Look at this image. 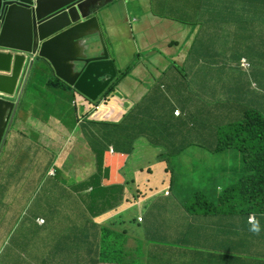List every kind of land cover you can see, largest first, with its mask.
<instances>
[{"label":"crops","instance_id":"1","mask_svg":"<svg viewBox=\"0 0 264 264\" xmlns=\"http://www.w3.org/2000/svg\"><path fill=\"white\" fill-rule=\"evenodd\" d=\"M103 3L97 17L118 77L128 65H134L105 102L91 111L84 99L65 84L56 89L46 86L55 76L45 61L38 63L36 74L31 72L22 106L16 110L0 151V264H10L15 257L13 253L10 256V235L19 225L24 231L37 232V247L46 248L36 256L44 259H35L36 263L49 260L72 264L75 256L80 257L81 264L100 262L106 246L101 233L111 229L126 235L104 260L123 255L125 264H264V217L259 222L256 216L260 231L251 232L253 222L234 212L230 203L220 213L205 216L207 225L212 226L208 232L200 225L193 226L176 201L189 197L176 196L182 192L184 181L192 183L194 191L203 190V183H219L223 189L206 193L216 201L217 195L247 172L236 166L239 154L245 156L236 147L217 154L205 151L215 149L220 125L243 121L247 103L251 108L264 109V64L260 58L264 57V0H236L242 9L236 14L230 8L233 0ZM188 7L193 9L186 14ZM187 20L192 24L184 22ZM249 54L254 58L251 70L246 72L240 68L239 59H249ZM154 85L163 86L160 96L170 102L162 119L167 122L169 111H183L184 104L194 116L196 127L191 136L182 141L185 136L178 135L175 147L186 149L190 141L195 146L171 159L169 170L157 156L162 148L149 146L145 139L135 143L133 154L125 162L117 159L114 169L120 176L122 171V176L118 175L121 181H134V186H124L123 197L133 200L140 191L137 204L126 201L122 208L120 204L119 209L100 214L86 208L79 211L71 203L62 202L63 197L67 199L63 188L70 192L65 184L89 185L96 174V163L81 127L88 121L118 122ZM218 105L231 112L216 114ZM100 156L104 164L113 158L109 154ZM50 172L54 176H49ZM170 184L173 195L171 191L170 198H166L164 192ZM78 193L89 202V191ZM227 205L223 202L220 206ZM237 208L244 209L240 204ZM174 213L178 214L176 218ZM141 214L142 232L136 223ZM39 219L44 221L43 226L35 223ZM74 225L80 227V239L70 231ZM150 230L151 235L162 236L151 238ZM210 232L209 241L200 242V237ZM172 234L175 237H169ZM176 243L182 244L180 248H175ZM193 244L208 248L188 247ZM24 245L34 248V244ZM78 245L81 252L74 255L70 251Z\"/></svg>","mask_w":264,"mask_h":264},{"label":"trees","instance_id":"2","mask_svg":"<svg viewBox=\"0 0 264 264\" xmlns=\"http://www.w3.org/2000/svg\"><path fill=\"white\" fill-rule=\"evenodd\" d=\"M264 6V5H263ZM233 11L232 14L241 12V7L237 6L236 0H233V6L230 7ZM263 8V7H262ZM186 23H192V21H184ZM239 59V66L240 60ZM235 63V62H234ZM134 63L128 65L124 71L120 74L111 86L106 91L105 95L108 92L112 91L114 87L120 82L124 76L129 73L133 67ZM241 68V66H240ZM46 85L51 88L62 87L61 82L58 79L54 81L50 80ZM222 102V101H218ZM170 102L165 100L160 96V91L158 88L150 89L147 93V96L138 103L119 123H87L82 127V136L88 149L96 155L97 164L99 166V172L94 176L89 186L92 188V192L89 198L101 197L103 195L104 199L108 196L114 194L121 187L120 185V175L117 174L114 169L116 164V159L106 160V164L102 165V156L108 154L109 148H112L115 152V156L119 157L120 155L130 156L133 152V144L139 138V136H147L149 143L152 145H167L170 146L168 149V154L171 157H177L185 151V149H178L175 145L179 141L178 135L185 136L182 141H186L191 136V132L196 127V122L194 116L191 114L190 110L187 108V104H184V110L182 111V117L176 118L174 116V110L169 111L168 121L166 122V129L162 132L159 130L153 123H157V118L153 116V113H158L160 118L162 114L167 112ZM222 104V103H218ZM246 111L243 112V121L236 125H229L226 128L221 129L220 138L217 142V145L212 152H220L232 145L237 149H240L244 152L245 159L248 160L251 173L246 178V182H236L234 185L227 189L228 192H235V196L222 197V200L228 201L227 206H219V204H212L207 197L203 195H196V197L189 202L186 206L185 211L188 213V217L191 220L193 225H200L199 228H205L209 232L212 226H208V221L205 220V216H209L210 213H220L225 210L231 203L234 212L242 213L244 216L248 217L252 213L258 215V219L264 217V109L257 110L255 108L249 107L247 103L244 106ZM228 107L218 105L216 113L224 114L225 112H231ZM150 113L149 118L146 117V114ZM162 121H166L165 118H161ZM190 143H194L190 141ZM210 152V151H209ZM161 159H166V157H161ZM123 162V159H122ZM105 163V162H104ZM120 177H119V176ZM122 175V171H121ZM61 184L58 181V185ZM132 184V182H130ZM71 188V186H69ZM82 190V186H81ZM67 195V203L69 205L70 195L69 192L63 191ZM233 195V194H231ZM237 200L241 207L236 209ZM61 201H65L64 197ZM72 206L78 208L79 211L82 208L81 200L78 198L71 199ZM92 203L96 201L91 200ZM112 200H108L106 205L109 206ZM92 203L89 205V208H92ZM203 218V219H201ZM259 222L262 219L258 220ZM211 225V224H209ZM213 226H219V224H213ZM222 227H227L225 224H221ZM252 228V226H251ZM237 230V229H232ZM73 232V229L70 230ZM251 231V229H250ZM78 233H75L74 238L81 237L80 228L77 229ZM252 232V231H251ZM65 233V232H64ZM212 232L204 234L200 237V242L206 244L209 240ZM13 236H11L12 238ZM120 235L115 232H105L102 235V239L105 242L110 240H115L119 238ZM80 242V241H79ZM70 252L74 255L80 254L81 248L80 245L75 246ZM188 247L192 249L208 248L203 245H189ZM88 249H91L90 246H87ZM212 253V252H208ZM100 262L95 264L105 263L103 260V252L100 254ZM72 264H81L79 262L80 257H73ZM111 262V261H109ZM40 264H52L50 261L43 262Z\"/></svg>","mask_w":264,"mask_h":264},{"label":"water","instance_id":"3","mask_svg":"<svg viewBox=\"0 0 264 264\" xmlns=\"http://www.w3.org/2000/svg\"><path fill=\"white\" fill-rule=\"evenodd\" d=\"M104 4L0 0V95L11 97L19 90L23 69L30 72L37 55L57 78L88 100H97L116 76L97 17ZM18 102L0 99V150Z\"/></svg>","mask_w":264,"mask_h":264},{"label":"clouds","instance_id":"4","mask_svg":"<svg viewBox=\"0 0 264 264\" xmlns=\"http://www.w3.org/2000/svg\"><path fill=\"white\" fill-rule=\"evenodd\" d=\"M188 24H192V23H188ZM102 38H103V36H102ZM103 41H104V39H103ZM104 44H105V42H104ZM105 46H106V44H105ZM107 48V47H106ZM107 51H108V49H107ZM108 55H109V52H108ZM35 59V64H34V67H33V69L35 68V65L37 64V62L39 63V62H41V61H45V63L47 64V61L46 60H44V59H40L39 57H37V55L35 56L34 55V58L31 60V62L33 61ZM111 60V59H110ZM112 61V60H111ZM38 65V64H37ZM49 65V64H48ZM50 66V65H49ZM240 66H241V68L244 70V71H246V72H249L250 70H251V68H252V62L248 59V58H246V57H243L241 60H240ZM115 67V66H114ZM51 68V67H50ZM32 69V70H33ZM52 69V68H51ZM32 70L29 72V67H28V69L26 70L25 68L23 69V72H22V76L24 75V77H23V80L21 81V83H20V88H19V90L18 91H15V93H14V95L13 96H11V97H5L4 95H0V99H6V100H9V101H11L12 103H16L17 101H18V99H19V102H18V106H17V108L19 107V104H20V100H21V97H22V95H23V92H24V90H25V88H26V85H27V82H28V79H29V77H30V75H31V72H32ZM116 70V69H115ZM29 72V73H28ZM25 73V74H24ZM118 74L119 73H117L116 72V76H115V78L113 79V81L108 85V87L106 88V90L98 97V99L97 100H95V101H90V100H88L87 98H85V97H83L81 94H79L77 91H75L72 87H70L69 85H67V84H65L63 81H61L59 78H57L56 76H55V74H54V76H55V78H54V80L55 79H58L60 82H61V84H62V87L64 86V84H65V87H68V88H71L72 90H74L75 91V93L78 95V97H80V98H82V99H84V102L86 103V104H88L89 106H90V108H89V110L91 111V110H93V109H96L97 108V106H99V104L100 103H102V102H105V100H106V98L108 97V95L109 94H111L113 91H114V89H115V87L117 86H115L114 87V89L112 90V91H110V92H108V94H106L105 95V93H106V91L108 90V88L111 86V84L117 79V77H118ZM120 76V75H119ZM119 78V77H118ZM52 79V78H51ZM54 80H52V81H54ZM122 80V79H121ZM50 81V80H49ZM47 86V85H46ZM49 88H51L50 86H48ZM62 87H60V86H58V88H62ZM57 88V87H56ZM56 88H53V89H56ZM153 88H158V90L160 91V89L161 90H163V86H157V85H154L153 86ZM153 88H151V89H153ZM146 96V95H145ZM144 96V97H145ZM144 97L140 100V102L144 99ZM139 102V103H140ZM137 104H135V105H133V107H135ZM75 106H76V104H75ZM133 107H130L126 112H125V114H123V117L121 118V119H119L118 120V122H105V121H101V122H96V121H88L87 123H119L125 116H126V114L127 113H129V111L130 110H132L133 109ZM17 110V109H16ZM217 111V110H216ZM17 112V111H16ZM15 112V113H16ZM174 116L176 117V118H178V117H180L181 115H182V111L181 110H179V109H174ZM216 114H220V113H216ZM225 114H227L226 112L224 113V114H220V115H225ZM149 115H150V113H147L146 114V117L147 118H149ZM15 116V115H14ZM83 116H85L84 114H83ZM153 116L155 117V118H157L158 120H157V123H153V126L155 125L159 130H161L162 132L166 129V125L165 124H167L166 123V121L164 122V121H162L161 120V118H160V116L158 115V114H156V113H153ZM14 119V118H13ZM242 122V121H241ZM241 122H238V123H235V124H223V125H220L219 127H218V130H219V138H220V134H221V129L222 128H226V127H228L229 125H236V124H239V123H241ZM86 123V124H87ZM12 124H13V121H12ZM12 124H11V126H12ZM84 126V125H83ZM82 126V127H83ZM82 127H81V132H82ZM10 130H11V127H10ZM10 132V131H9ZM8 132V133H9ZM8 135V134H7ZM7 137V136H6ZM219 138H218V140H219ZM6 139V138H5ZM139 139H145L146 141H147V143H148V145L149 146H151V147H153V148H162L161 150H158V159L160 160V162H163V163H167V168H166V170H169V162H171V159H173V158H176V157H171V155L170 154H168V152H167V150L169 149H171L170 148V146H167V145H152V144H150L149 143V139H148V137L147 136H143V135H141V136H139V138L134 142V144H133V151H134V146H135V143L139 140ZM84 140V139H83ZM5 141V140H4ZM85 142V141H84ZM4 143V142H3ZM2 146H3V144H2ZM192 146H195V144H193V143H190V145L185 149V151L183 152V153H181L179 156H181V155H183L186 151H188L189 150V148L190 147H192ZM231 147H234V146H232V145H229V147H227L226 149H224L223 151H220V152H225L228 148H231ZM2 149V148H1ZM238 150H240V149H238ZM1 151V150H0ZM212 151H214V150H210V152L209 151H205L206 153H213V154H217V153H219V152H212ZM241 151V150H240ZM91 152V151H90ZM243 152V151H242ZM92 153V152H91ZM244 153V152H243ZM108 154L109 155H111V156H113V158H115L116 160L117 159H120L121 161H122V159H123V161L126 159V158H129L132 154H133V152H132V154L130 155V156H124V155H120L119 157H116L115 156V152L113 151V149L112 148H109V150H108ZM92 155H93V157H94V160H95V163H96V174L94 175V176H96L97 174H98V172H99V166H98V164H97V157H96V155L95 154H93L92 153ZM179 156H177V157H179ZM161 157H166V159H161ZM112 158V159H113ZM110 159V158H109ZM244 159H245V156H244ZM125 162V161H124ZM102 165H104V163L102 162ZM124 165V164H123ZM244 165H245V170L247 171L246 172V174H244L243 176H241L240 178H239V180L238 181H236V182H239V181H241V182H246L247 180H246V178H247V176L249 175V173H251L252 172V170L251 169H249L250 168V164H248V160L247 159H245L244 160ZM123 167V166H122ZM121 167V168H122ZM171 167H172V165H171ZM120 168V169H121ZM119 169V170H120ZM123 169V168H122ZM49 176H54V174L52 173V172H50V174H49ZM122 176V175H121ZM130 182H132V184H130ZM188 185H189V187H190V189H191V192H190V194H189V197H187V198H185V199H176V201H177V207L179 208V209H181L186 215H188V213L185 211V209H186V206L189 204V202L191 201L190 199L191 198H195L196 197V195H203V196H205V197H207L208 198V200H210V203H212V204H214V205H216V204H219V206L221 205V203H223V202H226V203H228V201H226V200H223V201H221L222 200V197H227V196H235V192H228L227 191V189L229 188V187H231L232 185H234V183H236V182H232V184L230 185V186H227L226 187V189L223 191V193L222 194H220L219 196L217 195V199H216V201H212V199H210V196H208L205 192H204V190H192L193 189V184L192 183H189V182H187V181H185ZM178 184H181V183H177V185ZM60 185L61 184H59V187H60ZM67 187H69V186H71V188L69 187V190H70V192H69V195H70V200H69V203H71L72 204V201H71V199H73V198H78V199H80L81 200V203H82V208L80 209V211L83 209V208H86L87 210H91V212H94V211H100V214H105V213H107L108 211H115V210H117V209H119V205L121 204H123L124 202H126V201H129V203L130 204H137L138 203V201H139V199L141 198V196H142V193H140V191H139V193L137 194V195H135L134 197H133V200H126L124 197H123V193H124V186H129V187H131V186H134V181L133 180H128V181H126V180H123V182L122 181H120V189H118L114 194H112L111 196H108L107 198H105L104 199V197H103V195L101 196V200H97L99 197H96V198H94L93 199V197L92 198H89V202L88 201H85V200H82L81 199V196L79 195V193L78 192H80V191H84V192H86V191H89V197H90V195H91V190H92V188L86 183V184H80V185H77V186H75V185H71V184H65ZM81 186H82V190H81ZM64 187V186H63ZM91 188L90 190H87L88 188ZM221 189H223L222 187H218V191L219 190H221ZM63 190L64 191H66V192H68V190H67V188L65 187V188H63ZM171 191H172V195H173V186L170 184V187L169 188H167L166 189V191L164 192V195H165V197L166 198H170V196H171ZM117 192H119V196H120V199H118L117 198ZM129 194H133V193H131V192H129ZM231 194H233V195H231ZM182 195V192H180L178 195H176V196H181ZM63 199V198H62ZM61 199V200H62ZM91 200H93V201H96L95 203H92V201ZM108 200H112L111 202H110V205L109 206H107L106 205V202L108 201ZM235 201H237V200H235ZM63 202V201H62ZM64 202H67V199H65V201ZM92 203V208H89V205ZM237 205H239V202L237 201ZM123 206H125V205H122L121 206V208L123 207ZM172 212H173V210H172ZM256 216L257 215H255L254 213H252L250 216H248L249 218H250V221L251 222H253V224H252V228H251V231H253L254 233H258L259 231H260V227H259V222L257 221V222H255L256 221ZM75 218H77V219H80L81 217H77V215H75L74 216ZM248 218V219H249ZM40 222H42V223H40ZM255 222V223H254ZM35 223L38 225V226H43L44 225V221L43 220H41V219H39V220H36L35 221ZM136 223L141 227L140 228V232H142V231H144V215L143 214H141V215H139L137 218H136ZM193 226H195V225H193ZM80 227H78V226H76V225H74V226H72V228L70 229V230H72L73 229V232H71L74 236H75V233H78L77 232V229H79ZM17 230V229H16ZM16 230H14V231H16ZM152 230V229H151ZM151 230H150V232H149V237H151V238H160V236H162V233H161V235L159 236V234H158V232H156L158 235L157 236H153V235H151L150 233H151ZM64 231V230H63ZM115 232V233H118V232H116V231H114V230H111V229H103L102 230V233H101V239H102V235L103 234H105V232ZM13 232V231H12ZM64 232H66V231H64ZM67 233H69V229H68V231H67ZM119 234V233H118ZM120 235V237L119 238H117V239H115V240H110V241H107V242H105L104 241V239H102L103 241H104V243H106V246L104 245L103 247V256H107V255H112L113 254V252H114V246H115V244L116 245H118V243H119V239H122V238H124L125 237V233H122V234H119ZM169 237H175L173 234L171 235V236H169ZM10 238H11V235H10ZM176 245V247L175 248H180V247H178V246H181L182 244H180V243H176L175 244ZM23 247H27V246H23ZM33 247H28V249L27 250H29V249H32ZM27 250L26 251H23L22 249H18L17 247L16 248H14L13 247V249H12V252L11 253H13L14 255H15V257L13 258V261L10 263V264H40V263H43V262H39V263H36V262H33V260H31V261H25L24 260V262L21 260V259H23V258H21V255L23 254V253H25V252H27ZM125 258H124V256L122 255V258H116V259H110V260H103V262H105V263H107V264H125V260H124ZM47 261H49V260H47ZM46 261V262H47ZM109 261H111V262H109ZM52 264H68V263H65V262H63V263H54V262H51Z\"/></svg>","mask_w":264,"mask_h":264},{"label":"rangeland","instance_id":"5","mask_svg":"<svg viewBox=\"0 0 264 264\" xmlns=\"http://www.w3.org/2000/svg\"><path fill=\"white\" fill-rule=\"evenodd\" d=\"M193 7H188L186 10H187V13L192 10ZM232 53H237V51H232ZM254 56L253 54H249V60L252 62ZM262 60V63L264 64V57H260ZM38 64V62H37ZM35 65V68L32 70V73L33 74H36V68L38 67V65ZM31 78V76L29 77V79ZM42 81L38 82V83H41ZM25 95V94H24ZM24 95H22L21 97V104H19V109L21 108L22 106V103H23V100H24ZM82 111V109H81ZM194 147V146H193ZM229 152V151H228ZM244 156L243 154H239L238 156V164L236 166H239L241 167L242 169L245 168L244 166ZM231 162L234 164L236 163V160L234 158H231ZM218 186H219V183H213L212 185L211 184H207V183H203L201 185L202 189L204 190L205 193L207 194H210L211 192H214V191H218ZM181 188H182V195L186 194V195H189L190 192H191V189L189 187V185L184 181L183 184H181ZM194 198H191L190 200L193 201ZM173 215V218H176L178 216V214L174 213L172 214ZM176 222V221H175ZM38 235L37 232H34V231H24L23 230V226L19 225L17 227V230L16 231H13L11 232V236H13L11 238V241H10V256H11V252H12V245H17V248L18 249H22L23 251H26L28 249V247H23L25 246L24 244H34V248L32 249H29L27 250V252L23 253L21 255V259L23 262L24 260L25 261H31V260H35V259H40V260H43L44 258L43 257H36L37 254L40 252V251H45L46 248L45 247H42V248H38L37 247V244L39 243H36L35 242V238L36 236ZM52 250V249H51ZM42 262V261H41Z\"/></svg>","mask_w":264,"mask_h":264},{"label":"built area","instance_id":"6","mask_svg":"<svg viewBox=\"0 0 264 264\" xmlns=\"http://www.w3.org/2000/svg\"><path fill=\"white\" fill-rule=\"evenodd\" d=\"M40 223H42V222H40Z\"/></svg>","mask_w":264,"mask_h":264}]
</instances>
